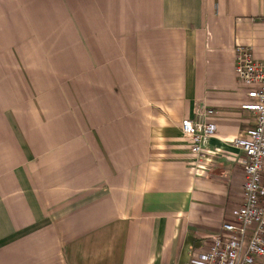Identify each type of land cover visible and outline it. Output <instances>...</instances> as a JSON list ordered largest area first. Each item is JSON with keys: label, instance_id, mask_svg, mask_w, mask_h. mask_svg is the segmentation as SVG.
I'll return each instance as SVG.
<instances>
[{"label": "crops", "instance_id": "1", "mask_svg": "<svg viewBox=\"0 0 264 264\" xmlns=\"http://www.w3.org/2000/svg\"><path fill=\"white\" fill-rule=\"evenodd\" d=\"M264 0H0V264H189L242 205L235 48ZM197 103L217 132L181 130Z\"/></svg>", "mask_w": 264, "mask_h": 264}, {"label": "built area", "instance_id": "2", "mask_svg": "<svg viewBox=\"0 0 264 264\" xmlns=\"http://www.w3.org/2000/svg\"><path fill=\"white\" fill-rule=\"evenodd\" d=\"M234 65L237 81L247 89L242 108L251 111L255 120L246 138L232 141L244 155L242 205L189 264H264V61L255 60L250 48L237 46ZM214 113L213 108L197 103L194 118L182 121V133L190 138L191 152L196 155H201L217 132L208 121Z\"/></svg>", "mask_w": 264, "mask_h": 264}, {"label": "rangeland", "instance_id": "3", "mask_svg": "<svg viewBox=\"0 0 264 264\" xmlns=\"http://www.w3.org/2000/svg\"><path fill=\"white\" fill-rule=\"evenodd\" d=\"M244 109V108H243Z\"/></svg>", "mask_w": 264, "mask_h": 264}]
</instances>
